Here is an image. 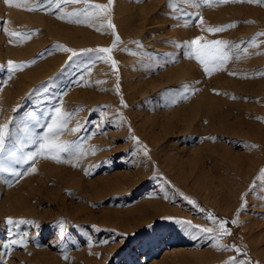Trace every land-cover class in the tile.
<instances>
[{
  "label": "rangeland",
  "instance_id": "1",
  "mask_svg": "<svg viewBox=\"0 0 264 264\" xmlns=\"http://www.w3.org/2000/svg\"><path fill=\"white\" fill-rule=\"evenodd\" d=\"M27 6L36 10L0 0V47L9 43L26 53L14 57L0 48V124H7L9 131L0 153V203L6 204L5 218L18 220L10 227L0 225V243L6 242L4 248L0 244V264H186L183 257L199 261L193 251L208 254L207 264H226L230 257L237 258L235 264H264L248 226L253 216L264 215L259 169L264 144L252 135L235 137L224 127L221 134L213 131L212 124L203 122V109L196 110L198 117H189L203 90L216 94L217 70L206 73L199 61L186 55L190 49L185 44L204 36L228 42L226 54L237 46L247 51L251 37L264 32V3L181 0L174 9L169 0H114L111 20L121 42L111 55L118 71L98 58L107 53L83 51L112 46L115 33L106 26V18L103 28L100 21L76 22L84 21L83 15L60 18L87 8L82 0H28ZM252 9L258 13L249 16ZM14 12L26 14L14 18ZM34 15L86 29L95 38L79 44L53 35L31 20ZM8 18L15 25L8 26ZM228 24L234 26L207 31ZM5 28L30 33L31 38L14 39ZM65 47L77 55L70 60L72 53ZM33 60L22 70L8 69V61ZM172 69L185 74L173 78ZM154 82L159 85L152 87ZM239 98L263 108L254 121L264 128V94ZM57 109L71 114L59 134L68 151L36 155ZM144 118L163 133L160 141L154 140L159 133H152V139L147 136ZM172 123L175 128L169 126ZM206 137L218 139L210 144ZM250 159L255 163L249 164ZM205 179L214 180V187ZM22 194L34 207L31 215L16 214L12 206ZM209 213L229 221L225 227L230 235L217 239L219 225L207 218ZM234 219L239 222L232 224ZM193 225L217 231L205 233ZM21 238L26 244L11 243Z\"/></svg>",
  "mask_w": 264,
  "mask_h": 264
},
{
  "label": "bare ground",
  "instance_id": "2",
  "mask_svg": "<svg viewBox=\"0 0 264 264\" xmlns=\"http://www.w3.org/2000/svg\"><path fill=\"white\" fill-rule=\"evenodd\" d=\"M256 13H258V10L252 9L248 12V15L252 16ZM25 14H26L25 12H20V13L14 12L13 17L16 18L18 16H22ZM8 16L10 17V15H8ZM260 16H262V18L264 20V13H260ZM31 20L37 24L42 25L43 28L46 31H50L51 34L64 36L65 38H67L73 42H77L79 44L88 43L95 38V35L86 29H76V27H74V26L67 27L66 24L61 23L59 20L57 22L52 20L51 17H45L42 15H34L33 17H31ZM6 23L8 24V26L15 25L14 22L11 21L9 18H8ZM0 41H1V38H0ZM246 41H247V39H246ZM3 45L0 48L3 50H6L7 55H12L14 57H20V56H23L26 54V53L21 52V48L12 47V45H10L9 43H6L4 46ZM248 46H249V49L247 48L248 49L247 51L243 50L244 52H241L238 50V48L241 46H239V47L237 46V47H235L237 50L233 51L230 54L229 53L227 54L229 56V59L226 62H224L221 66H219V69L217 70L216 94L212 95L206 89L203 90L200 93L197 105H195V106L193 105L189 109L190 110L189 117L190 118L198 117L196 110L199 108L203 109V111L206 114L205 117H202L203 122L205 124H207V126L209 124H212L213 125L212 129H214L213 131L218 130V133H219V130H220L219 134H221L222 129L224 127V129L226 131H228L230 134L235 135V137H240V136H247L248 138L253 137L257 140H260L264 144V128L262 126H258V123L256 122V120L254 121V119H257V117L259 116L260 111H263V108L258 106L257 105L258 103L257 104L256 103L250 104L251 101L246 102L245 100H243V98L242 99L239 98L242 95L254 97L256 95L258 96L259 94H264V50H262L264 48V36H261L260 33L258 35H254L249 40ZM9 51H12V52H9ZM184 74H185V71L183 72V70H181V69H172L171 70V75L173 78H178V76H182ZM9 80H10V78H9ZM8 81H7V85L9 83ZM158 81H160V80H158ZM151 84H153L152 87H156L157 85H159L157 82H154ZM6 87H8V86H6ZM3 94H4L3 96L6 99L7 98L6 90L5 91L3 90ZM252 113L254 114V117H253ZM250 115L253 118H251ZM189 117H187V119H189ZM145 123L149 129V135H147V136H149L152 139L153 138L152 133H159V132H158V130L156 131L153 124H151L152 120H150L148 118H144L142 121L143 127H146ZM198 123H199V121H198ZM173 124L174 123H172L169 126L171 128H175V125H173ZM187 125L189 126V124H187ZM209 127H210V125H209ZM259 128H260V130H259ZM159 134H161V133H159ZM250 135H252V136H250ZM212 136H214V135H212ZM219 136H217V137L219 138ZM162 137H163V133L161 134V137L154 138V140L160 141L162 139ZM217 137H215V138L218 139ZM247 137H245V138H247ZM253 138H251V139H253ZM216 139L212 140L209 137L210 144H212L211 141L215 142ZM206 140H207V137H206L205 141ZM209 140H207V141H209ZM219 142L220 141H218L216 143H219ZM219 144H217V145L218 146L222 145V144L221 145H219ZM208 145L209 144L205 145L207 147V149H208ZM166 146H168V145H166ZM201 146H203V145L201 144ZM214 146H215V144H214ZM215 147H217V146H215ZM222 147L223 146H221L220 148H222ZM193 148H191V149L193 150L194 154H197V152H199V151L195 152ZM211 148H212V146H211ZM214 148H213V151L218 152L216 149L214 150ZM220 148H218V149L220 150ZM195 149L197 150L196 147H195ZM206 152H207V150H206ZM210 152H212V151H210ZM210 152H207V153L210 154ZM255 152L256 151H254V153ZM219 153H216V156H215L216 158L219 156V155L217 156V154H219ZM194 154H193V156H194ZM212 154L215 155V153H212ZM212 154L210 156H212ZM164 155H166V154H164ZM225 155H227V154H225ZM252 155H253V153H252ZM202 157H204V156H202ZM205 157H209V156H205ZM215 157H214L213 162H215V160H216ZM223 157H225V156H223ZM191 159H192V157H191ZM219 159L221 160V157H219ZM251 159L249 161V164H253V162H254V161H251ZM257 159L258 158L254 159L255 162L258 161ZM2 160H3V158L0 156V162H2ZM189 160H190V158H189ZM210 160H211V157H210ZM220 160H218V163ZM223 160L228 162L229 159L225 160V158H223ZM228 164L230 165V163H228ZM228 164L226 163V165H228ZM249 164H248V166H253V165H249ZM229 165H228V168L231 167ZM260 168L262 170H264V162L263 161H262V163H260L259 169ZM200 175H202L201 172H200ZM203 175H204V173H203ZM67 181L69 182L70 180H67ZM75 181H76L75 183L80 182V180H75ZM207 181L208 180H206V182ZM213 181H211V183ZM209 182L210 181H208L207 183H209ZM211 183H209V184H211ZM206 184L203 183V185L202 184L201 185L204 186V188H206V186H209L208 184L207 185ZM212 184H211V186H213ZM217 184H220V182ZM12 206L16 210V214H18L17 211L21 212L20 215L28 216V215H31V213L34 211V207L28 203L27 197L24 194L20 195L19 197H16L14 199ZM5 207H6V204L0 203V217L3 218L2 220L0 219V225L3 224V226L10 227V226L14 225V223H16V221H18V220L15 217L11 216L9 218H12L14 223L9 224L8 218L4 217L5 215H8L6 212H4ZM248 226L250 228L249 234H250L251 240L253 241V244L255 247L254 250L259 254L261 259L264 260V215L253 216L249 220ZM1 232H2V230H1ZM5 245H6V242L4 241L1 244V247L4 248ZM0 254H1V251H0ZM2 254H3V251H2ZM192 255L199 258V261L196 262V258H193L191 260V259H188L186 257H183L184 261H186V264H207L206 259H207L208 254L201 253L199 251H193ZM157 264H159V263H157ZM161 264H165V263H161Z\"/></svg>",
  "mask_w": 264,
  "mask_h": 264
},
{
  "label": "snow or ice",
  "instance_id": "3",
  "mask_svg": "<svg viewBox=\"0 0 264 264\" xmlns=\"http://www.w3.org/2000/svg\"><path fill=\"white\" fill-rule=\"evenodd\" d=\"M65 2H71V3H81V0H65ZM83 4L88 5L87 8H85L82 12L73 11L72 13H65L60 18L63 19L65 16H76V15H83L85 17L84 21L77 20L76 22H91V21H100V28H103L105 26V18H106V26L115 33V24L112 23L111 20V7L114 3V0H108L106 4L102 3H93V0H82ZM181 0H169V6L171 8H177ZM184 3L192 2L194 3L195 0H183ZM205 3H211V0H204ZM221 3H227L228 0H220ZM248 2H256V3H264V0H248ZM7 3L9 5H14L16 7H27V10L29 11H35L36 6L28 7V0H7ZM57 8L60 7L59 4L56 5ZM89 8L91 10H89ZM201 23H203L202 17H201ZM233 24H228L225 26H216V27H208L207 31L215 33V32H222L226 28L233 27ZM98 28L97 30H100ZM5 32H8V34L13 37L14 39H22L27 40L31 38L30 33H20L16 31H9V29L5 28L3 29ZM261 36H264V32L260 33ZM11 42V41H10ZM121 42V38L118 33H115V39L113 41V44L111 47H101L98 49H87L83 51H92L97 53H107V56L98 57L104 59L106 62H110L112 65V68L114 71H118L117 65L118 61H116L111 53L112 50ZM228 42L223 40H206L204 36H197L194 39L190 41H186L185 44L190 49L186 53L190 58L194 57L199 63L203 66L204 71L208 74H211L213 71H216L219 69V66H221L224 62H226L229 59V56L225 53L224 49ZM65 51H69L72 53V56L69 57L71 60L73 56H76L77 53L69 48H64ZM8 69L11 72H15L18 70H22L26 64L35 63V61H28V62H15V61H8ZM117 91H119V86L117 85ZM123 103V100H122ZM127 105L125 104V107ZM71 114H65L62 112L61 109L56 110V118L52 120V123L47 125L48 128V134L45 135L42 138L41 143L39 144L40 151L36 155H42L44 153L49 154H58L60 152H67V142L62 141L59 139V134L62 132V130L66 127L67 121L65 119L66 116H70ZM80 125H77V128L74 130H79ZM9 137V131H8V125L7 124H0V153H2L5 150V141ZM138 139V138H135ZM214 139V137H212ZM147 151V149H145ZM51 158L59 160L58 155H52ZM28 159L34 160V156H29ZM32 171H36L35 168L32 169ZM260 179L264 180V170L261 171ZM191 203L195 204V201H191ZM200 211H204V209H200ZM209 220L213 222V224H218V235L217 239L222 236L230 235V230L225 227L226 224L229 223V221L220 219L217 220V218L212 214L209 213L208 217ZM239 221L234 219L231 221L232 224H237ZM8 223L12 224L14 223L12 218H8ZM186 224H191L190 221H185ZM193 227L201 229L205 233H213L214 231H217L213 228L208 227H202L200 225H193ZM12 244L16 243H25L26 241L21 238L20 240H13L11 242ZM218 247H226L225 245L219 244ZM239 251V249H236ZM67 258V257H66ZM236 257H230L228 261H226V264H235Z\"/></svg>",
  "mask_w": 264,
  "mask_h": 264
}]
</instances>
